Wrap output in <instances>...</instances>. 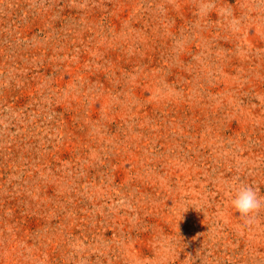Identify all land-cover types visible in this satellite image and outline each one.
<instances>
[{"label": "rangeland", "instance_id": "obj_1", "mask_svg": "<svg viewBox=\"0 0 264 264\" xmlns=\"http://www.w3.org/2000/svg\"><path fill=\"white\" fill-rule=\"evenodd\" d=\"M264 0H0V264H264Z\"/></svg>", "mask_w": 264, "mask_h": 264}, {"label": "clouds", "instance_id": "obj_2", "mask_svg": "<svg viewBox=\"0 0 264 264\" xmlns=\"http://www.w3.org/2000/svg\"><path fill=\"white\" fill-rule=\"evenodd\" d=\"M231 207L245 223H253L261 210H264V196L254 185H241L231 199Z\"/></svg>", "mask_w": 264, "mask_h": 264}]
</instances>
